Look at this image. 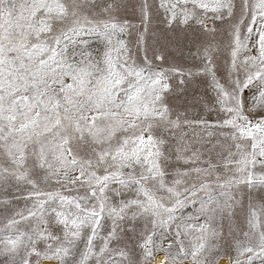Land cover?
<instances>
[{
    "label": "snow or ice",
    "instance_id": "snow-or-ice-1",
    "mask_svg": "<svg viewBox=\"0 0 264 264\" xmlns=\"http://www.w3.org/2000/svg\"><path fill=\"white\" fill-rule=\"evenodd\" d=\"M224 259L264 264V0H0V264Z\"/></svg>",
    "mask_w": 264,
    "mask_h": 264
},
{
    "label": "rangeland",
    "instance_id": "rangeland-1",
    "mask_svg": "<svg viewBox=\"0 0 264 264\" xmlns=\"http://www.w3.org/2000/svg\"><path fill=\"white\" fill-rule=\"evenodd\" d=\"M162 258V257H161ZM220 264H227V261H226V259H224V260H221L220 261Z\"/></svg>",
    "mask_w": 264,
    "mask_h": 264
}]
</instances>
